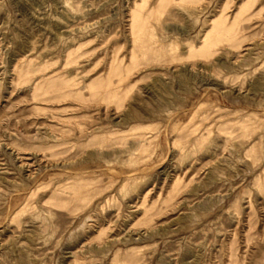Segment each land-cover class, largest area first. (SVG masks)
Segmentation results:
<instances>
[{"label": "rangeland", "instance_id": "rangeland-1", "mask_svg": "<svg viewBox=\"0 0 264 264\" xmlns=\"http://www.w3.org/2000/svg\"><path fill=\"white\" fill-rule=\"evenodd\" d=\"M0 264H264V0H0Z\"/></svg>", "mask_w": 264, "mask_h": 264}, {"label": "bare ground", "instance_id": "bare-ground-1", "mask_svg": "<svg viewBox=\"0 0 264 264\" xmlns=\"http://www.w3.org/2000/svg\"><path fill=\"white\" fill-rule=\"evenodd\" d=\"M234 21V20H233ZM233 24V23H232ZM189 46V45H188ZM201 46H202V44H201ZM202 47H204V46H202ZM198 49V48H197ZM207 50V49H206ZM157 52V51H156ZM169 52V51H168ZM175 54V53H174ZM192 58H193V56H192ZM193 77V76H192ZM112 96V95H111ZM118 96H116V98H117ZM119 100H120V98H119Z\"/></svg>", "mask_w": 264, "mask_h": 264}]
</instances>
